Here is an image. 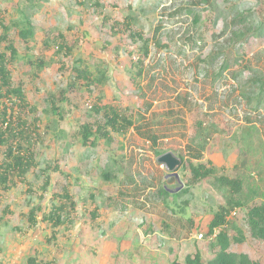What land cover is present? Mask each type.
I'll use <instances>...</instances> for the list:
<instances>
[{
	"label": "rangeland",
	"instance_id": "obj_1",
	"mask_svg": "<svg viewBox=\"0 0 264 264\" xmlns=\"http://www.w3.org/2000/svg\"><path fill=\"white\" fill-rule=\"evenodd\" d=\"M0 12L18 52L11 83H21L24 96L22 104L3 98L0 111L19 118L28 162L0 189V264H171L197 251L207 261L208 225L229 201L240 203L229 221L245 238L231 251L264 264V243L244 218L264 202V0H0ZM126 17L150 41L142 65H135L142 42L128 36ZM25 21L34 26L27 47L17 34ZM44 31L62 34L66 51L56 42L44 50ZM2 35L0 27L4 51ZM40 56L42 68L26 63ZM76 70L90 84L77 78L69 88ZM101 96L127 108L133 126L85 147L74 133ZM157 151L184 165L199 155L213 175L164 196L169 173ZM224 179L240 181V192ZM65 190L75 209L53 228L42 219Z\"/></svg>",
	"mask_w": 264,
	"mask_h": 264
},
{
	"label": "trees",
	"instance_id": "obj_2",
	"mask_svg": "<svg viewBox=\"0 0 264 264\" xmlns=\"http://www.w3.org/2000/svg\"><path fill=\"white\" fill-rule=\"evenodd\" d=\"M235 22L239 23L241 21L235 20ZM124 26L128 36L132 39V42L138 40L142 42L135 60V65H142L144 59L148 56L150 41L145 39L143 34L134 28L130 17H126ZM0 27L3 28L1 40L5 42L4 51L0 50V101L3 98L9 100L10 98L15 97L19 100V103L22 104L24 101L22 84L19 83L18 86L14 87L11 83L10 67L17 62L18 52L14 43L8 38V27L4 26L1 12ZM33 28L34 26L29 21H25V25H23L17 32L19 38L26 47L29 40L33 38ZM44 36L42 43V48L44 50L49 49L52 42H56L59 45L57 47L59 51H66L67 44L62 34L53 35L52 33H49V31H44ZM42 60L43 57L40 56L35 62L28 60L26 63L29 65L35 64L38 68H42L44 66ZM227 66L228 61L226 60L223 63V67L226 68ZM75 78V81L68 86L69 88L75 89L76 82L78 81L77 78L84 79L86 80V84H90L88 76L84 71L76 70ZM61 94L62 93H60L59 96L63 97ZM61 100L67 101L65 97ZM98 100V103H93L90 106L93 113L92 120L82 122L74 133L77 141L85 147L91 146L96 148L101 140H107L110 143L113 140L111 137L113 134H124L133 126V120L130 118L127 108L115 104L102 103V96ZM51 110L55 115H59L60 118L59 108L56 107V105H52ZM20 124L19 118H14V113L11 115L7 113L6 107H4L2 112L0 111V146L4 147L3 160L0 164V189L4 191L14 185L12 179L14 174L22 175L28 167V162L24 158L22 147L19 144V139H22L23 137L27 138V136L25 135V129L18 128ZM162 153L163 152L157 151L156 155L159 156ZM195 160L198 161L195 164L189 162L184 165V160L181 159V169H184L183 176L186 178V183L184 184L185 187L179 191V193L174 194H186L189 189L195 187L197 184L205 181L213 175V169L207 167L203 162H200L199 155L195 157ZM105 178H109V176L106 174ZM224 182L233 192H240V181L224 179ZM160 192L164 196H170L171 194L163 187ZM228 205V208L222 207L214 213L213 218L208 225V231L205 234V237L208 238L214 229L220 227L218 235L212 240L213 242H210L213 256L206 261L203 260L201 253L197 251L185 256L182 262L174 261L171 264H260L258 260L251 259L247 253H234L231 251L232 244H242L245 238L237 227L232 225L229 220H226V216L232 211L231 209L239 207L240 203L238 201H229ZM74 209L75 203L69 192L65 190L60 205L55 207L54 211L43 217L42 220L47 223L50 222L53 228H57L67 222L70 215L69 212L74 211ZM40 210L41 209L37 207L29 212L27 218L31 227L37 224L36 212ZM244 218L250 236L264 243V202L254 203L248 206ZM203 236L204 235H202V237ZM36 262L37 261L30 260V264H36Z\"/></svg>",
	"mask_w": 264,
	"mask_h": 264
},
{
	"label": "water",
	"instance_id": "obj_3",
	"mask_svg": "<svg viewBox=\"0 0 264 264\" xmlns=\"http://www.w3.org/2000/svg\"><path fill=\"white\" fill-rule=\"evenodd\" d=\"M156 162L159 165H162L166 171L169 173L166 176L164 182V188L169 193H171V188L177 186L173 192H179L183 189L184 185L182 184L177 170L181 167L182 161L180 158L173 155L171 152H166L164 154L159 155L156 158Z\"/></svg>",
	"mask_w": 264,
	"mask_h": 264
},
{
	"label": "built area",
	"instance_id": "obj_4",
	"mask_svg": "<svg viewBox=\"0 0 264 264\" xmlns=\"http://www.w3.org/2000/svg\"><path fill=\"white\" fill-rule=\"evenodd\" d=\"M237 214V211L236 209L234 208L227 216H226V220H230V219H233ZM220 231V227L216 228L213 230V232L211 233V235L209 236L208 239L210 240H214L216 238V236L218 235ZM202 238V234H199L196 236V239L200 240Z\"/></svg>",
	"mask_w": 264,
	"mask_h": 264
},
{
	"label": "clouds",
	"instance_id": "obj_5",
	"mask_svg": "<svg viewBox=\"0 0 264 264\" xmlns=\"http://www.w3.org/2000/svg\"><path fill=\"white\" fill-rule=\"evenodd\" d=\"M184 188V187H183ZM201 234V233H200ZM203 235V234H202ZM197 236V235H196ZM196 236H194V238H196ZM203 238V237H202ZM209 238V237H208ZM198 240V239H197ZM212 241V240H211Z\"/></svg>",
	"mask_w": 264,
	"mask_h": 264
}]
</instances>
